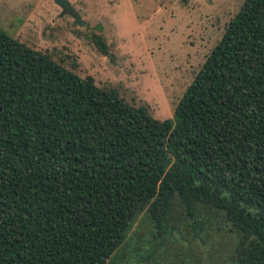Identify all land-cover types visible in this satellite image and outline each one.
Returning <instances> with one entry per match:
<instances>
[{"label":"trees","instance_id":"1","mask_svg":"<svg viewBox=\"0 0 264 264\" xmlns=\"http://www.w3.org/2000/svg\"><path fill=\"white\" fill-rule=\"evenodd\" d=\"M176 203L229 227V264H264V0L165 120L0 29V264H107L143 211L166 242Z\"/></svg>","mask_w":264,"mask_h":264},{"label":"rangeland","instance_id":"2","mask_svg":"<svg viewBox=\"0 0 264 264\" xmlns=\"http://www.w3.org/2000/svg\"><path fill=\"white\" fill-rule=\"evenodd\" d=\"M77 24L53 0H0V29L48 53L80 78L146 106L158 120L175 107L244 0H68ZM102 40L106 52L98 48ZM111 56V58H110ZM196 221L201 223L198 213ZM166 242L152 238L147 212L107 264H229L233 236L221 218L192 228L179 204ZM209 216V215H207ZM204 216V218H208ZM181 238H183L181 240ZM149 255V257L147 256Z\"/></svg>","mask_w":264,"mask_h":264},{"label":"water","instance_id":"3","mask_svg":"<svg viewBox=\"0 0 264 264\" xmlns=\"http://www.w3.org/2000/svg\"><path fill=\"white\" fill-rule=\"evenodd\" d=\"M61 8L60 16L69 15L77 24H80V18L75 10L71 7L68 0H53ZM111 58V56H110Z\"/></svg>","mask_w":264,"mask_h":264}]
</instances>
